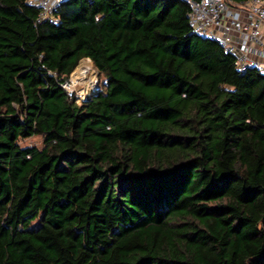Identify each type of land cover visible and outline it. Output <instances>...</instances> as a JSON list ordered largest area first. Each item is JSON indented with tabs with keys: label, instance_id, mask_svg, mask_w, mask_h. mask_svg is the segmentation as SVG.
Segmentation results:
<instances>
[{
	"label": "trees",
	"instance_id": "1",
	"mask_svg": "<svg viewBox=\"0 0 264 264\" xmlns=\"http://www.w3.org/2000/svg\"><path fill=\"white\" fill-rule=\"evenodd\" d=\"M38 12L0 0V264H264V76L182 0Z\"/></svg>",
	"mask_w": 264,
	"mask_h": 264
},
{
	"label": "built area",
	"instance_id": "2",
	"mask_svg": "<svg viewBox=\"0 0 264 264\" xmlns=\"http://www.w3.org/2000/svg\"><path fill=\"white\" fill-rule=\"evenodd\" d=\"M39 9L36 22L54 20L61 0H26ZM188 5L187 23L198 37L217 41L234 57V66L244 72L255 69L264 76V0H182ZM82 75L77 79H86ZM77 103L87 95L82 88L73 94L72 78L60 84Z\"/></svg>",
	"mask_w": 264,
	"mask_h": 264
},
{
	"label": "rangeland",
	"instance_id": "3",
	"mask_svg": "<svg viewBox=\"0 0 264 264\" xmlns=\"http://www.w3.org/2000/svg\"><path fill=\"white\" fill-rule=\"evenodd\" d=\"M77 66H87L90 68L89 75H92L93 82L89 83V78L86 79H77L72 78L73 72ZM76 67L72 70L68 77V81L72 78L74 81V88H73V94L76 92H80V90L83 88L87 95H93L98 90H101L103 88L104 84V77L101 75L97 69L92 65V62L87 58H82L77 63ZM94 83V85H93ZM18 143L22 146H36L38 148L42 147V137L41 135H34L28 138L20 139Z\"/></svg>",
	"mask_w": 264,
	"mask_h": 264
},
{
	"label": "bare ground",
	"instance_id": "4",
	"mask_svg": "<svg viewBox=\"0 0 264 264\" xmlns=\"http://www.w3.org/2000/svg\"><path fill=\"white\" fill-rule=\"evenodd\" d=\"M89 70L90 68L87 67V66H77L73 72V75H72V78H77L78 76H86L87 78H89V83L93 82V79H92V75H89ZM91 71V70H90ZM74 82V81H73ZM94 85V83H93Z\"/></svg>",
	"mask_w": 264,
	"mask_h": 264
},
{
	"label": "crops",
	"instance_id": "5",
	"mask_svg": "<svg viewBox=\"0 0 264 264\" xmlns=\"http://www.w3.org/2000/svg\"><path fill=\"white\" fill-rule=\"evenodd\" d=\"M88 59V58H87Z\"/></svg>",
	"mask_w": 264,
	"mask_h": 264
}]
</instances>
